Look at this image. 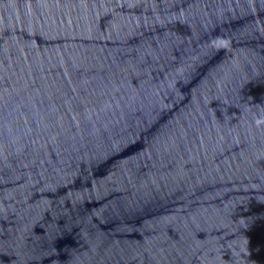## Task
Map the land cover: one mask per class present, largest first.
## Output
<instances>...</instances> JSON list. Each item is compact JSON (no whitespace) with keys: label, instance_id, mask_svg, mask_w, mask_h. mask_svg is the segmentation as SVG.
Returning <instances> with one entry per match:
<instances>
[{"label":"water","instance_id":"obj_1","mask_svg":"<svg viewBox=\"0 0 264 264\" xmlns=\"http://www.w3.org/2000/svg\"><path fill=\"white\" fill-rule=\"evenodd\" d=\"M0 264H264V0H0Z\"/></svg>","mask_w":264,"mask_h":264}]
</instances>
